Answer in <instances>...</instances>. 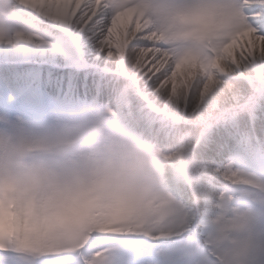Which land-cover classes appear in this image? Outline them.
<instances>
[{"label":"snow or ice","instance_id":"1","mask_svg":"<svg viewBox=\"0 0 264 264\" xmlns=\"http://www.w3.org/2000/svg\"><path fill=\"white\" fill-rule=\"evenodd\" d=\"M53 18L79 22L93 28L95 39L107 55L126 51L139 72L155 76L156 87L169 86L173 93L189 86L198 72L211 81V70H224L226 61L247 59L258 50L264 52V0H20ZM249 19L252 23H249ZM255 25V26H253ZM259 29V31H258ZM190 42L180 50L163 46V41ZM133 41H149L135 48ZM9 179L0 176V264H80L73 253L88 242L93 232L118 233L143 228L145 221L125 217L127 226L106 229L103 225H84L61 231L48 224L37 211L26 190L17 187L15 149L6 161ZM236 178V177H232ZM245 216L225 220L224 229H243ZM95 229V231H93ZM30 254L31 261L21 254ZM99 256L100 253H96ZM87 264V262H85ZM95 264V262H93Z\"/></svg>","mask_w":264,"mask_h":264},{"label":"trees","instance_id":"2","mask_svg":"<svg viewBox=\"0 0 264 264\" xmlns=\"http://www.w3.org/2000/svg\"><path fill=\"white\" fill-rule=\"evenodd\" d=\"M249 21L252 23L251 19ZM36 27L41 35H46L49 39L61 38L67 41L66 53L69 58L40 59V62L65 66L59 71L46 68L47 70L39 78L50 84L47 89L49 92L62 88L59 85L62 77L68 81L79 77L84 83H88L90 91L95 92L96 96L99 92L101 94L107 92V101L120 112L117 118L110 121L108 125L121 126V118L130 115L129 120L133 122L134 126L163 150L179 149L170 166L168 184L174 191L173 196L177 209L185 208L191 220L173 225L175 231L168 233L167 239L171 242V237L175 236L176 240L171 244L161 246L162 251L167 252L164 256L171 258L170 250L175 246V243L184 245L187 241L198 242L201 240L209 243L208 246L213 249L228 247L221 238L224 226L218 232L206 228L208 221L205 218L208 219L212 212L210 199L213 193L208 186L202 185L197 188L191 182L189 175L192 173V168L188 159L194 155L199 157L201 153L206 154L211 148H221L222 146H216L217 141H221V138L228 139L230 134H237L242 140L247 139L246 144L242 146L248 154L249 160L260 168L259 157L264 156V99L257 107L255 116L250 115V110L253 106V99H260V93L264 96L263 52L258 50L254 55H249L247 59H238L234 63L226 61L222 64L223 71L212 70L217 82L211 81L207 90H201L203 81L195 74L187 88H178L173 93L167 85L156 87V77L160 75L159 73L149 77L134 68L133 59L127 51L122 54V58H119L118 55H107L106 50L98 47L100 44L94 38L95 32H90V28H84L79 22H72L69 26L75 38L73 40L62 34L60 27L63 26L53 28L48 24L38 23ZM76 31L77 36L75 37ZM132 43L138 49L147 46L150 42L140 41L138 43L135 41ZM4 53H7L6 50L0 49V54L5 55ZM46 53L49 52L46 51ZM48 63L43 66H49ZM71 63L73 65L70 67ZM23 67L27 77L34 72V68H28L32 65ZM255 70L259 71L258 75L254 74ZM18 71L21 73V70ZM34 85L39 87V83ZM65 88L68 86L65 85ZM75 92L78 93L73 90V93ZM205 130L208 131V136L204 135ZM205 162L209 164L210 169L213 168L211 163ZM177 165H183L184 176L181 170L176 167ZM172 166L175 168L174 170L171 168ZM188 171L190 172L187 173ZM193 195L198 200H194ZM178 210H176V215L185 213ZM193 220L196 224L199 223L198 237L192 232L188 233V238L179 236L180 233L190 228L188 225L192 224ZM156 223L159 236L166 235L162 232L168 227V220L164 217V219H157ZM203 227L206 229L205 233L202 230ZM181 228H183L182 232L179 231ZM143 229L144 227L137 229L138 231H128L129 233H113L115 237L109 242V246L114 248L123 244L132 249H139L141 246L147 247V242L137 236L138 233H142ZM147 237H149L148 234ZM21 256L31 261L29 255L21 254ZM112 258L116 259L114 251L109 262ZM181 264H188V262L184 261Z\"/></svg>","mask_w":264,"mask_h":264},{"label":"clouds","instance_id":"3","mask_svg":"<svg viewBox=\"0 0 264 264\" xmlns=\"http://www.w3.org/2000/svg\"><path fill=\"white\" fill-rule=\"evenodd\" d=\"M12 149L17 187L27 191L44 221L61 231L96 224L123 228L125 217L146 221L164 202L179 151H165L142 132L119 125L68 120L23 132L15 141L0 138V176L5 180ZM26 153L47 158L28 160ZM228 236L224 229L225 243Z\"/></svg>","mask_w":264,"mask_h":264},{"label":"rangeland","instance_id":"4","mask_svg":"<svg viewBox=\"0 0 264 264\" xmlns=\"http://www.w3.org/2000/svg\"><path fill=\"white\" fill-rule=\"evenodd\" d=\"M9 1H11V3L8 2V4L12 9H16V4L20 3V0ZM173 2L178 3L182 2V0H173ZM21 6L23 9L22 11L19 10L18 13L23 18L27 17L31 21V15H34L41 22H47L49 24H54V22H56L55 26H63L62 28L64 29L62 30H64L67 34L68 32L71 33L69 26L72 21H65L61 18L50 19L49 15H46L38 9L29 7L24 4H21ZM38 20H36L35 22L39 23ZM42 24L45 25V23ZM11 26H8L6 28H10ZM94 27L95 26H93V28H90L89 31L94 32ZM14 28L18 30H15L9 38L3 40V38L1 39L0 37V49L2 51L3 49H5L8 53V58L6 62L7 64L16 63L17 60H23L27 57H33L37 60H46L45 58H49L50 60H56V58L59 57L69 58V55L66 53L67 51L65 50L66 47H61L58 42H53V40L49 39L48 36L43 34H37V30L34 31L32 29H27L26 27H23L20 23H17ZM74 35L75 37L77 36V31L74 33ZM137 42L139 43L140 41ZM161 44L173 50H180L185 47H182L181 41L166 40L161 42ZM98 47L101 48L100 45ZM46 51H48L49 53H46ZM257 54L259 55L260 53ZM118 57L122 58L123 56L122 54H120L118 55ZM260 66L262 67L263 65ZM216 69L219 68H213L212 70ZM212 70V81L217 82V79L213 75ZM254 74L258 75L259 71L255 70ZM195 76H198L199 79L203 81V83L205 82V80H207V74L203 71L196 73ZM7 85L9 86V84ZM3 86L6 88L4 84ZM7 96L11 97L12 94L7 93ZM51 102L52 104H49L48 111V116H50L51 122H46V124L50 125L65 121V116L62 108H57L52 100ZM53 106H55V110H52ZM11 109L13 111V114H15V117L11 121L10 125L6 123L2 126L3 133L5 132L4 134L6 135L5 140L10 142L18 139L21 133L34 130V128L29 125L30 123H28V121H22L21 118L26 115V112L21 110V107L16 108V106L13 105ZM250 115H256V108H251ZM68 120L75 119L69 118ZM1 122L3 123V121L0 120V124ZM14 131L15 134L13 138H11L12 133ZM0 138H2V135H0ZM214 149L215 148H211L210 152L216 155L217 151L216 149ZM218 153L220 154V152ZM241 156L243 155L241 154ZM23 158L28 160H34L45 159L47 157H44L40 154L26 153ZM220 159L221 160L218 159L217 164H212L213 168L211 169L209 167V164H206V162L202 159H198L195 156H192L188 159L189 165L192 168V173L190 174V180L192 181V183L195 184L197 188L201 187L202 185H206L211 189L213 193L210 199L212 212L210 213L208 219L205 218V220L208 221L206 228H208V230H214L215 232H218L223 227L221 223L223 220L237 215L247 217L248 224L243 229H228V247L218 248L221 252V254L218 253V255L223 261V264H229V260L234 262V264H264V196H258L252 191L255 186L263 187L264 181L258 179V175H256V173L252 171V168L249 165L241 164L238 155H227V158ZM241 159L245 161V158L242 157ZM0 163L4 162L0 161ZM233 164L235 165V167L233 166ZM244 166L246 167L245 170ZM261 166L264 169V160L262 161ZM223 168H231V170L233 171V175L226 174ZM189 172L190 171H188V173ZM167 187L168 186L166 185L164 190L165 199L163 204L155 214H153L150 218L145 221V226L142 230V234H144L143 236L147 237L148 234L149 237L147 238V240L156 241L159 247H161L162 245H167L168 242H170L167 241V237L169 236L167 234L171 233L173 230L175 231V229H173V225L175 223H186L191 220L190 216L187 213H180L176 215V210H178L177 204L174 203L172 199V194L171 192H168L170 190H168ZM194 200L198 199L194 197ZM193 202L196 203L195 201ZM249 204H251V208L249 207ZM178 211L186 212V209L184 208ZM164 217L168 220V227H166V230H164L162 234L166 235L159 236L160 233L157 232L156 220L164 219ZM188 226H190V228H187L188 232L185 233L192 232L198 237L199 223L196 224L195 221H192V224ZM183 228H181L179 231L182 232ZM202 230L204 233L206 232V229L204 227L202 228ZM135 231L138 230L136 229ZM103 235L107 234L93 232L90 235L91 237L89 239V244H85L83 254L86 257L87 264H93V262H95V264H151L152 261V264H161V262H163V260L165 259V257L163 256L167 252H157L160 256L157 257L156 260H153L151 256L149 257V255H147L146 252L144 253L141 248L132 249L128 245L124 246L123 244H120L114 248L109 247L108 249H105V246L104 248H102L103 252L109 251L111 248V250L116 253V259L112 258V260L109 262L108 260H105L103 252L98 251L101 240H104ZM173 240H175V237H173ZM208 244L209 243H206V245ZM179 247V245L176 246L175 249L171 250L170 252H174L176 255H178ZM210 249L214 250L211 247ZM98 252L100 253V255L96 256L95 254ZM198 252L199 250L197 249V244L194 243L192 244L190 250L185 251L184 256H195ZM77 257L78 259H81L83 261L80 255H77ZM225 258L227 261H225ZM158 259L161 261L157 263ZM190 261L192 262L193 259H191ZM43 262L44 261H41L38 264H43ZM204 263L215 264L210 260H204Z\"/></svg>","mask_w":264,"mask_h":264},{"label":"bare ground","instance_id":"5","mask_svg":"<svg viewBox=\"0 0 264 264\" xmlns=\"http://www.w3.org/2000/svg\"><path fill=\"white\" fill-rule=\"evenodd\" d=\"M223 170L226 172V174L233 175V171L231 170V168H227V169L223 168Z\"/></svg>","mask_w":264,"mask_h":264}]
</instances>
